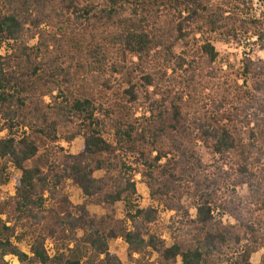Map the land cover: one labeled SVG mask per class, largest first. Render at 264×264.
I'll list each match as a JSON object with an SVG mask.
<instances>
[{
    "label": "trees",
    "instance_id": "1",
    "mask_svg": "<svg viewBox=\"0 0 264 264\" xmlns=\"http://www.w3.org/2000/svg\"><path fill=\"white\" fill-rule=\"evenodd\" d=\"M258 1L264 6V0H1L0 39L15 46L8 58L0 55V116L9 131L0 158L22 174L15 197L0 204V264L8 257L20 264H123L110 250L116 239L128 245L133 264H254L261 251L264 264V61L247 60L243 74L233 66L224 71L215 48L218 41L256 38L264 50ZM162 5L172 16L160 14ZM26 37H38L37 47ZM139 106L150 116L135 118ZM81 136L78 156L45 150ZM201 142L219 156L213 172L197 151ZM5 170L0 189L11 181ZM137 174L151 199L176 213L171 247L161 238L158 211L140 207ZM67 182L85 204L73 205ZM241 185H249V197L235 195ZM185 195L194 199L195 218L183 206ZM118 203L125 222L116 218ZM216 211L236 224L224 226ZM29 237L31 254L19 247ZM48 239L56 242L55 256ZM153 253L155 262L147 257Z\"/></svg>",
    "mask_w": 264,
    "mask_h": 264
},
{
    "label": "rangeland",
    "instance_id": "2",
    "mask_svg": "<svg viewBox=\"0 0 264 264\" xmlns=\"http://www.w3.org/2000/svg\"><path fill=\"white\" fill-rule=\"evenodd\" d=\"M166 1V0H165ZM213 2H218V0H213ZM0 6L1 5V0H0ZM255 9H256V14L260 15V13L263 11L264 6L261 4V2H256L255 3ZM161 15H168V16H172V11L171 9H169V7H164L163 5L161 6ZM159 12V11H158ZM164 12V13H162ZM157 14V12H156ZM43 30H51L49 26L47 25H43L42 27ZM55 30L56 29H52ZM1 38V37H0ZM38 40L39 38L37 37L36 39H31V37H26L25 42L28 44V46L32 49H34L35 47H37L38 45ZM256 38L251 39V41H242V42H238V41H230V42H224V41H218L215 43V48H216V52L218 54V60H217V66L222 67V69L224 71L228 70L229 66H233L235 72L238 74H243L245 71V67H246V61L247 60H251L254 63H258L260 61H264V50L261 49L256 43ZM14 46H15V42L11 41V42H3L0 39V55L4 58H8L9 56H11V54L14 51ZM184 50L183 46H178L176 48V53L179 55L182 51ZM35 52V51H34ZM37 53V50L36 52ZM133 62L138 63V59L134 58ZM131 65V63H130ZM238 84L240 86L244 85V78H239L238 80ZM248 86H251V81L248 83ZM250 88V87H248ZM154 89L151 88L150 91H153ZM58 93H55V96ZM207 94H209L207 92ZM46 104H51L52 103V99L50 97H46L45 99ZM132 107V105H131ZM135 118H141L143 116V114L146 112V108L143 106H139L137 107L135 110ZM254 109H251L248 111L247 115L251 116V122H254L255 117L253 116L254 113ZM146 114L148 116H150L149 112H146ZM254 127V124L251 125V128ZM26 131H28V129H25ZM249 131L248 128H245L242 130V138H243V142L245 145L251 143L248 140V137H250V134H247ZM9 131H8V126L6 121L0 116V141L4 140L7 135H8ZM85 144V137L81 136L78 137L74 142L72 143H67L65 141H61L58 142L54 147L51 146H47L45 148L46 152L47 151H51L50 153H56L64 156H78L83 149V146ZM53 151H52V150ZM62 149V151H61ZM45 150L43 149L41 151V154L44 155ZM203 164L208 167L210 169L211 172L215 171L213 169V166H215L216 161L219 159V156H215L213 154H211L207 148H205L204 144L201 142L198 145V149H197ZM156 155V153L154 154V156ZM39 159V158H38ZM234 162V160L232 161V163ZM166 163V161L162 162V165H164ZM226 164H229V161H227ZM263 166V164H259L258 165V169H261ZM27 168H32L33 167V163L32 162H28L26 164ZM2 168H6L5 170V174L6 176L8 175L9 178H11V181L9 184L7 185H3L1 186L0 189V204L3 203L4 201L8 200L11 197H15L16 195V178L21 176V172L19 170L16 169V167L9 162L8 160H4L0 158V174L2 172ZM216 175L218 174L217 172H214ZM104 176L103 172H97L95 174V177L100 179ZM135 180H136V184H137V190L139 193V196L141 198V203H140V207L142 209H147V208H153L156 209L159 213V224H160V231H161V238L162 240L165 242L167 247H171L174 244V240H173V234H172V229L171 226L173 224V220L176 218V213L175 212H170L168 210L165 209L164 205H161L159 202H155L151 199V192L150 189L148 188L147 184L143 181V178L141 176V174H137L135 176ZM67 189H66V193L68 194L70 201L73 203V205L79 206V205H83L86 203L84 197H83V193L82 191L74 186L71 182H67ZM232 190V189H231ZM235 195L242 197V198H246L250 196V187L249 185H241L237 188H235ZM223 202H227V204H230L229 202H232V199L230 201V198H228L227 196H224L222 199ZM194 199L189 196V195H185L184 199H183V206H185V208L189 209V212L192 216V218L196 217V209L194 207ZM53 205L52 202H48L47 207L51 208ZM88 211L95 215L98 219H101L104 217L105 215V211L100 208L99 206H95V205H90L88 204ZM116 210V218L119 222H125L126 220V216H125V205L122 203H118L115 207ZM71 213H78L77 209L70 211ZM69 215V213H66L63 217H67ZM216 218H222V222L224 224V226H234L236 224V220L229 214H225L223 215V217H221V213L216 211L213 214ZM4 219H6V217L3 216ZM127 226L129 229H131V224L130 222H127ZM43 230V228H42ZM80 235H82V233H80ZM34 238L33 237H29L28 240L24 243H22L21 245H19L20 249L27 253V254H31V245L33 242ZM110 250L112 253L118 255L122 261L123 264H133L131 263V261H129V255H128V245L125 243V241L123 239H116V240H111L110 243ZM46 249L48 250L49 254L51 256H55L56 254V242L55 240L52 239H48L46 242ZM152 253V252H150ZM263 256V251L257 253L256 255L253 256L252 262L254 264H259L261 262ZM148 259H150L151 262H155L156 259L158 258V255L156 253H153L152 256H147ZM135 258H140L139 255H136ZM6 262L8 264H20L19 260L15 257H8L6 258Z\"/></svg>",
    "mask_w": 264,
    "mask_h": 264
}]
</instances>
